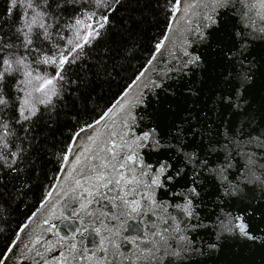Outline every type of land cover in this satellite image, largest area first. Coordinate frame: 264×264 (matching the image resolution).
Wrapping results in <instances>:
<instances>
[{"label": "snow or ice", "instance_id": "obj_1", "mask_svg": "<svg viewBox=\"0 0 264 264\" xmlns=\"http://www.w3.org/2000/svg\"><path fill=\"white\" fill-rule=\"evenodd\" d=\"M159 6L165 27L144 63L108 106L72 132L38 202L12 228L32 188L20 179L32 126L72 98L87 108L91 76L108 69L107 56L97 50L126 0H11L0 18V225H9L0 227V264H183L199 251L190 234L205 227L206 185L219 181L225 190L218 195L240 192L228 181L233 161L243 156L254 163L264 137L233 135L221 144L208 111L162 128L150 122L147 107L150 97L158 100L202 67L193 49L209 42L224 12L237 21L234 37L264 34V0H165ZM231 97L218 104L233 108ZM212 112L219 118L215 107ZM236 227L253 239L243 222Z\"/></svg>", "mask_w": 264, "mask_h": 264}, {"label": "water", "instance_id": "obj_2", "mask_svg": "<svg viewBox=\"0 0 264 264\" xmlns=\"http://www.w3.org/2000/svg\"><path fill=\"white\" fill-rule=\"evenodd\" d=\"M210 31L209 42L193 49L202 57V67L172 84L168 94L161 91L158 100L149 98L150 122L164 128L187 113L198 119L208 111L213 116L214 138L221 144L233 135L244 141L264 137V34L257 31L249 36L245 31L247 39L234 37L239 27L230 12H224L220 26ZM229 93L239 109L218 104L220 97ZM214 107L219 118L212 112ZM233 112L230 119L225 115ZM233 164L228 181L240 192L218 195L225 190L219 181L206 185L209 191L200 210L205 227L190 234L199 251L183 264H264V152L255 150L254 163L237 156ZM241 222L253 239L240 234L236 225Z\"/></svg>", "mask_w": 264, "mask_h": 264}, {"label": "trees", "instance_id": "obj_3", "mask_svg": "<svg viewBox=\"0 0 264 264\" xmlns=\"http://www.w3.org/2000/svg\"><path fill=\"white\" fill-rule=\"evenodd\" d=\"M164 3L165 0H126V7L114 15L112 29L97 50V55L107 56L108 69L107 73L101 71L99 76H91L86 92L90 96L87 108H82L79 101L74 104L72 98L58 106L55 112H48L35 121L33 131L29 133L32 144L29 163L25 165L27 172L20 178L22 182H30L32 188L28 195L22 196L10 227L15 228L16 217L23 219L38 202L42 188L58 167L56 158L61 155L72 132L80 123L91 120L108 106L142 66L164 30L166 19L162 7L159 6ZM10 5L11 0H0V18H5V12ZM17 14L15 11L12 13L13 17ZM11 84L12 80L9 78V97L16 95ZM14 109L15 104L13 117L17 115ZM2 246L3 240L0 239V247Z\"/></svg>", "mask_w": 264, "mask_h": 264}]
</instances>
